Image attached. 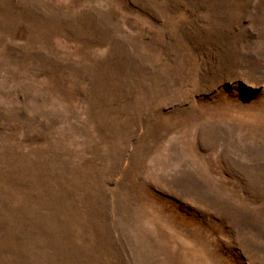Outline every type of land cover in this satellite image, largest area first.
<instances>
[{"label": "rangeland", "instance_id": "obj_1", "mask_svg": "<svg viewBox=\"0 0 264 264\" xmlns=\"http://www.w3.org/2000/svg\"><path fill=\"white\" fill-rule=\"evenodd\" d=\"M0 264H264V0H0Z\"/></svg>", "mask_w": 264, "mask_h": 264}]
</instances>
